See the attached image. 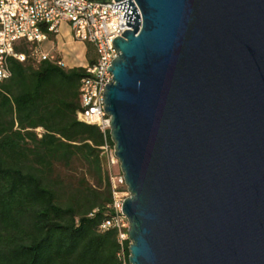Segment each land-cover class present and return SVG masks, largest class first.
Instances as JSON below:
<instances>
[{
  "label": "water",
  "instance_id": "water-1",
  "mask_svg": "<svg viewBox=\"0 0 264 264\" xmlns=\"http://www.w3.org/2000/svg\"><path fill=\"white\" fill-rule=\"evenodd\" d=\"M134 1L104 92L129 263L264 264V0Z\"/></svg>",
  "mask_w": 264,
  "mask_h": 264
},
{
  "label": "trees",
  "instance_id": "trees-1",
  "mask_svg": "<svg viewBox=\"0 0 264 264\" xmlns=\"http://www.w3.org/2000/svg\"><path fill=\"white\" fill-rule=\"evenodd\" d=\"M10 63L0 85V264H130V240L99 231L112 183L103 132L77 118L84 68Z\"/></svg>",
  "mask_w": 264,
  "mask_h": 264
},
{
  "label": "built area",
  "instance_id": "built-area-1",
  "mask_svg": "<svg viewBox=\"0 0 264 264\" xmlns=\"http://www.w3.org/2000/svg\"><path fill=\"white\" fill-rule=\"evenodd\" d=\"M126 0H0V85L12 76L11 59L37 66L45 61L60 67H82L85 70L80 81V109L77 118L81 122L98 126L105 143L100 146L101 155L112 183L111 215L99 226V231L117 229L123 245L129 240V220L123 212V204L129 196L128 187L115 154L114 144L108 140L111 117L105 111V88L113 81L110 71L118 50L113 45L117 36L130 29L124 10L115 8ZM139 17L140 10L134 0ZM68 24L74 38L94 45L95 56L85 63L76 55L72 65L66 61L59 35ZM24 44V50L17 46ZM36 131L41 135L42 128ZM114 143V142H113ZM119 256L124 258L123 250Z\"/></svg>",
  "mask_w": 264,
  "mask_h": 264
},
{
  "label": "rangeland",
  "instance_id": "rangeland-1",
  "mask_svg": "<svg viewBox=\"0 0 264 264\" xmlns=\"http://www.w3.org/2000/svg\"><path fill=\"white\" fill-rule=\"evenodd\" d=\"M59 38H60V42L64 44L62 46V51L69 65H72V63L75 60L76 55H80V58L85 63L88 62V59L90 57L95 56L94 45L90 43L85 44V43H82L76 40L68 24H64L62 26Z\"/></svg>",
  "mask_w": 264,
  "mask_h": 264
}]
</instances>
